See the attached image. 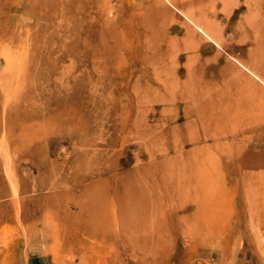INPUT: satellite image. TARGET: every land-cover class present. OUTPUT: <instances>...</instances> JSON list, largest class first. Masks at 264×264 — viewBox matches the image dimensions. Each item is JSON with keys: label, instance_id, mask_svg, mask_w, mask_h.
<instances>
[{"label": "rangeland", "instance_id": "rangeland-1", "mask_svg": "<svg viewBox=\"0 0 264 264\" xmlns=\"http://www.w3.org/2000/svg\"><path fill=\"white\" fill-rule=\"evenodd\" d=\"M175 2L0 0V264H264V0Z\"/></svg>", "mask_w": 264, "mask_h": 264}, {"label": "bare ground", "instance_id": "bare-ground-1", "mask_svg": "<svg viewBox=\"0 0 264 264\" xmlns=\"http://www.w3.org/2000/svg\"><path fill=\"white\" fill-rule=\"evenodd\" d=\"M170 1V3L171 4H173V6L175 5L176 6V2H175V0H169ZM161 4V3H160ZM164 6V9H166L167 7H166V5L164 4L163 5ZM163 11V10H162ZM166 11V10H165ZM168 11V10H167ZM166 11V12H167ZM164 12V11H163ZM168 14V13H167ZM171 14V13H170ZM203 29L201 28V31H202ZM202 32H204V34H206V37L208 36V38H210V35H209V33L205 30H203ZM212 37V36H211ZM254 73V72H253ZM255 74V73H254ZM255 77V76H254ZM262 82V81H261ZM257 140V139H256ZM186 166V165H185ZM192 186V185H191ZM194 192V191H193Z\"/></svg>", "mask_w": 264, "mask_h": 264}]
</instances>
